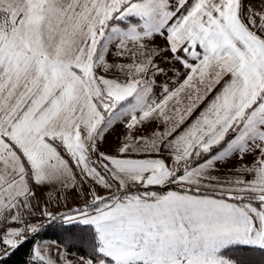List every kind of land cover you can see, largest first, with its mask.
Returning a JSON list of instances; mask_svg holds the SVG:
<instances>
[{
	"label": "snow or ice",
	"instance_id": "obj_1",
	"mask_svg": "<svg viewBox=\"0 0 264 264\" xmlns=\"http://www.w3.org/2000/svg\"><path fill=\"white\" fill-rule=\"evenodd\" d=\"M30 241L26 264L264 252V0H0V264Z\"/></svg>",
	"mask_w": 264,
	"mask_h": 264
},
{
	"label": "trees",
	"instance_id": "obj_2",
	"mask_svg": "<svg viewBox=\"0 0 264 264\" xmlns=\"http://www.w3.org/2000/svg\"><path fill=\"white\" fill-rule=\"evenodd\" d=\"M159 190V189H157ZM78 240L83 241L89 238L88 233H81L78 230L75 233ZM51 240L65 247L68 243V234L65 233L62 222L53 221L44 225L43 229L35 236V240ZM35 242V241H34ZM32 246V241L26 244L23 248L17 251L14 255L7 259V264H26L28 260L29 249ZM71 253L77 255H85V247L77 244L71 249ZM232 257L237 259L240 264H264V252L258 249H244L230 253Z\"/></svg>",
	"mask_w": 264,
	"mask_h": 264
},
{
	"label": "rangeland",
	"instance_id": "obj_3",
	"mask_svg": "<svg viewBox=\"0 0 264 264\" xmlns=\"http://www.w3.org/2000/svg\"><path fill=\"white\" fill-rule=\"evenodd\" d=\"M157 43L160 44V40H157ZM120 130V128H118ZM37 196H38V200L43 204V202L47 199H45L44 195L40 192H37ZM62 200V202L60 204L56 203V198L52 199V206L49 207V210L54 212V213H62V212H66L69 209H73L75 207H78L81 205L82 201L81 198L79 196H77L75 193H65L64 196L62 198H60ZM49 221L46 218H42L39 221L34 220L33 223H40L45 225L46 223H48ZM62 222V221H60ZM35 243L37 244H46L49 248L52 249V251L56 250V247L59 246L61 248H63L60 244H57L54 241L51 240H40V239H36ZM74 256H79L76 253H72Z\"/></svg>",
	"mask_w": 264,
	"mask_h": 264
},
{
	"label": "crops",
	"instance_id": "obj_4",
	"mask_svg": "<svg viewBox=\"0 0 264 264\" xmlns=\"http://www.w3.org/2000/svg\"><path fill=\"white\" fill-rule=\"evenodd\" d=\"M160 43H163V41H160ZM177 67H179V65H177ZM169 75H171V73H169ZM122 131H123L122 128H120V130L117 129L116 132L112 136H109L108 137V144L114 145L116 143V138L120 136ZM225 171H226V169H224V168L221 169V173H223ZM36 191L42 193L45 196L44 198L48 199L49 194H48V191L46 190V188H37ZM55 198L58 199V197H56V195L53 193L52 199H55Z\"/></svg>",
	"mask_w": 264,
	"mask_h": 264
}]
</instances>
